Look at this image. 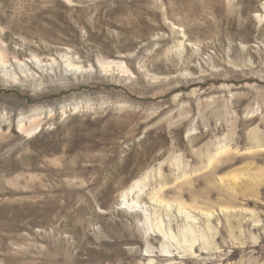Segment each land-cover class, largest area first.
Here are the masks:
<instances>
[{"label":"rangeland","instance_id":"rangeland-1","mask_svg":"<svg viewBox=\"0 0 264 264\" xmlns=\"http://www.w3.org/2000/svg\"><path fill=\"white\" fill-rule=\"evenodd\" d=\"M0 264H264V0H0Z\"/></svg>","mask_w":264,"mask_h":264},{"label":"bare ground","instance_id":"bare-ground-1","mask_svg":"<svg viewBox=\"0 0 264 264\" xmlns=\"http://www.w3.org/2000/svg\"><path fill=\"white\" fill-rule=\"evenodd\" d=\"M127 208H130V209H132V208H133V206H131V205H128V206H127Z\"/></svg>","mask_w":264,"mask_h":264}]
</instances>
